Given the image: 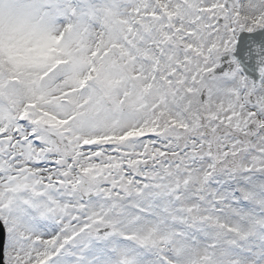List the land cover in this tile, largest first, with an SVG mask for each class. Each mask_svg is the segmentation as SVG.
<instances>
[{
	"label": "rangeland",
	"instance_id": "rangeland-1",
	"mask_svg": "<svg viewBox=\"0 0 264 264\" xmlns=\"http://www.w3.org/2000/svg\"><path fill=\"white\" fill-rule=\"evenodd\" d=\"M264 0H0L6 264H264Z\"/></svg>",
	"mask_w": 264,
	"mask_h": 264
},
{
	"label": "water",
	"instance_id": "water-1",
	"mask_svg": "<svg viewBox=\"0 0 264 264\" xmlns=\"http://www.w3.org/2000/svg\"><path fill=\"white\" fill-rule=\"evenodd\" d=\"M233 55L238 59L244 73L256 83L264 67V28L241 32ZM3 242L4 229L0 223V264H3Z\"/></svg>",
	"mask_w": 264,
	"mask_h": 264
}]
</instances>
